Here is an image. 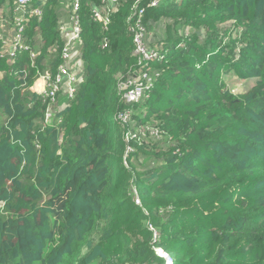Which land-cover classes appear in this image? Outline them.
Masks as SVG:
<instances>
[{"label":"trees","instance_id":"trees-1","mask_svg":"<svg viewBox=\"0 0 264 264\" xmlns=\"http://www.w3.org/2000/svg\"><path fill=\"white\" fill-rule=\"evenodd\" d=\"M152 1L80 0L81 82L48 121L31 87L59 73L72 0H31L14 57L0 39V264H264V0Z\"/></svg>","mask_w":264,"mask_h":264},{"label":"built area","instance_id":"built-area-1","mask_svg":"<svg viewBox=\"0 0 264 264\" xmlns=\"http://www.w3.org/2000/svg\"><path fill=\"white\" fill-rule=\"evenodd\" d=\"M31 0H17V11H19L20 15L16 18V24L18 26V30L12 39L7 38L4 39L3 35L0 31V39L4 41V51L5 55L10 57H14L16 52L23 48L22 37L24 32V23L28 21L30 16H39L41 14V10L39 8L33 9L29 11V15H25L27 13L28 5ZM109 2V12L116 2V0H108ZM160 5V0H153L150 3V6L157 7ZM80 9V0H72V23H71V31L68 37L65 39V46L63 48V63L59 67V73L57 74L55 79H52L48 75L42 76V79L45 81L46 89L40 93L44 94V96L49 100L47 109H46V120L48 121L53 113V105L55 103L56 97L59 92L63 91L67 93L69 96H73L76 92L78 84L81 82L82 70H83V62L81 58L75 59L74 53H76L75 48L80 40L82 27L80 24V19L78 16ZM22 13V14H21ZM143 10H140L139 14L141 15ZM94 18L96 20L103 19L104 16L102 12L96 11L94 14ZM135 44H136V53L140 57V65L147 66L146 63L152 60H157L159 58L158 53L154 51H150L147 49L145 45V31L140 21L136 24L135 30ZM76 60V66L72 67L73 61ZM151 79L149 78L147 73L142 74H134L132 75L129 83L126 85L125 99L127 103H135L138 102L145 92L151 87ZM120 119L125 123L128 122L129 117L127 114L121 115ZM160 256L165 258L166 264H173L171 259L162 251H157Z\"/></svg>","mask_w":264,"mask_h":264},{"label":"crops","instance_id":"crops-1","mask_svg":"<svg viewBox=\"0 0 264 264\" xmlns=\"http://www.w3.org/2000/svg\"><path fill=\"white\" fill-rule=\"evenodd\" d=\"M4 9L5 8L1 7V9H0L1 10V14L3 12H5ZM62 14H65L64 15V19H66L65 22H68L67 15H66L67 11L65 9L62 11ZM68 23H66L65 26H64V39H66L68 37V35L70 34V31H71V28H70L71 23H69V24ZM5 35H6V37H8L10 34L8 32H5ZM76 49H77V47L75 48L76 53H74L75 59L80 58ZM76 63L77 62L72 63V67H75ZM31 89H32V91L37 92V93H42L46 89V84H45V81L42 79V76L36 78V80L34 81L33 86L31 87Z\"/></svg>","mask_w":264,"mask_h":264},{"label":"rangeland","instance_id":"rangeland-1","mask_svg":"<svg viewBox=\"0 0 264 264\" xmlns=\"http://www.w3.org/2000/svg\"><path fill=\"white\" fill-rule=\"evenodd\" d=\"M230 83H232V84H238V83H236L237 82V79H230V81H229ZM248 86H246L245 85V87L242 85H239V88L238 89H240V90H242V91H244L245 90V88H247Z\"/></svg>","mask_w":264,"mask_h":264}]
</instances>
